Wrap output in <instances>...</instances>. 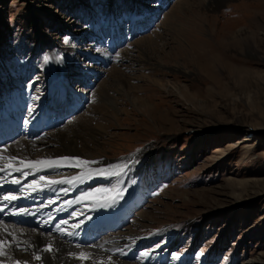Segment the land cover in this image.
Wrapping results in <instances>:
<instances>
[{
	"label": "rangeland",
	"instance_id": "1",
	"mask_svg": "<svg viewBox=\"0 0 264 264\" xmlns=\"http://www.w3.org/2000/svg\"><path fill=\"white\" fill-rule=\"evenodd\" d=\"M181 1L0 0V56L10 70L0 65V78H15L7 88L3 83L1 87H22L34 98L49 101L55 96L61 108L67 101L60 102V89L56 95L48 93L60 86L61 78L71 87L72 92L63 87L70 94L85 92L79 96L81 108L43 136L30 138L35 140L32 157L50 155L42 143L85 122L89 125L75 130L80 140L76 147L92 161L128 165L125 182L120 176L119 183L104 178L92 186L126 187L128 195L117 199L124 206L135 195L138 202L130 205L122 226L111 230L105 226L109 220L95 223L98 213L86 208L97 201L89 196L75 210L79 225L89 230L105 227L89 257L92 263L100 258L99 264H116L114 255L119 254L126 264H264V0H227L216 10L209 9L211 0ZM133 13L150 18V27L129 41L108 46V36L114 41L119 37L109 32L115 29L113 21L129 23ZM119 26L122 36L132 27ZM196 28L203 41H211L221 30L222 37L227 35L224 60L229 65L213 69L218 85L188 61L190 75L176 71L190 55L178 64L163 58L162 64L171 70L155 65L164 54L172 55L174 47L188 50L180 35ZM42 39L52 46L42 47ZM25 105L28 110L35 107L33 102ZM17 135L6 146L23 138ZM73 170H53V176ZM70 190L71 186L61 192L37 190L30 201L46 208L35 212L36 219L51 218L57 212L54 198ZM114 205L115 213L129 208ZM0 208L2 214L8 210Z\"/></svg>",
	"mask_w": 264,
	"mask_h": 264
},
{
	"label": "bare ground",
	"instance_id": "2",
	"mask_svg": "<svg viewBox=\"0 0 264 264\" xmlns=\"http://www.w3.org/2000/svg\"><path fill=\"white\" fill-rule=\"evenodd\" d=\"M211 1L214 6L211 5L209 9L216 10L220 8L227 0H211ZM183 2L184 0L181 1V3L179 2V4L182 5ZM255 5L261 6L260 2H258V4H255ZM236 7L237 6H234L232 8H234L235 10H238L239 8H236ZM200 20L203 21L204 23L206 22L204 19V16H202ZM113 22L115 25V29L109 32H111V35L119 34V37L115 41L113 40L114 37H111L110 40H109L110 36L106 38L108 39V41L112 42L111 44L107 43V45L108 46L110 45V47L116 46L118 42H122L124 40H127V41L131 40V38L133 37L135 33L138 34V32H140L141 29L145 30V28L148 27L147 25L149 24L150 19L144 20L139 14L136 15L135 13L130 16L129 23H126L124 21L122 22V20L120 21L114 20ZM120 24L123 26L125 24L126 27L124 29H126L127 27L130 28L132 26L131 29L128 32H126L124 36L120 35L122 31V30L120 31V26H119ZM216 27L218 28V24ZM223 27H226V26L224 25ZM223 31L224 30L214 32L212 34V38H210L211 41H203L202 40L204 38L203 33L201 30H198V28L192 30L190 34H188V32L183 33L180 35V38L185 39V41L189 44L188 50L184 48L183 46L182 47L179 46L177 48L174 47L172 49L173 50L172 55L164 54V56L161 57V60H159V62H157L155 65L157 67L159 66V68L161 67L163 69L171 70L169 67H166L165 65L162 64L164 62V61L162 62L163 58L167 60L169 63L173 61L176 63L178 59H182L184 56L190 55V57L187 56L185 58V61H183V64L179 62L181 64L182 70H176V71H178L181 74H185L187 76L190 75V72L186 69L188 65L187 64V61H188L190 65L193 64L197 68V71L199 72V74L202 75L204 78H206V80L210 81L211 79L210 82H212V84L214 83L218 85L216 78H215L217 77V75L214 74L213 69H215L216 66L220 64H221V67L222 65L225 67L229 65L227 64L228 62L224 60L225 59L224 55L226 54V47H225L224 40L227 38V35L222 37V35L224 34ZM42 42H43L42 47L46 49L52 46L51 45L52 42L46 39H42ZM151 44L149 42V45ZM155 48L156 47L153 46V49ZM151 51L155 53L154 50L151 49ZM253 52L250 53V55L256 57L257 54ZM93 59L94 61H97V59L95 58ZM5 60L6 59L3 56H0V65L2 67H5L4 66ZM6 70H8L7 66L5 67V71ZM60 78L61 77H59V79ZM13 79L15 80L14 77H10L7 80L0 78V101H2L0 102V108L1 109L8 108L7 117L3 118V114L0 113V122L4 121V122H7L9 125V130L7 127H5V125H3L1 127V133L5 135L7 139V143L9 140H11L14 137L16 133L22 135L23 138L18 143H14L13 145L11 144L1 149L0 156L8 157V156L14 155L18 158V160L24 159V158H27V160H41V159H48V158L55 159L59 157H78L81 160L92 161V159H90V157L87 156L85 152H83L82 150L80 151L78 149L79 147L78 148L76 147L77 146L76 144L80 140L78 139V136H76L77 131L75 130L77 128H79V130H82L84 127L89 125L85 122L82 125L73 126L71 131L63 135H60L56 139L51 138V140L47 142L46 144L42 143V145H44V148H46L48 151L50 150L49 151L50 155H45L39 158L32 157V154L35 150L33 149V143H34L33 141L35 140H30L32 142L27 141L29 138L33 136H37L38 133L44 132L45 129L57 127L62 122L65 116H67L68 114H70L71 112L75 110H78V107L81 105V103H83V98H80L79 96L85 95V92L82 95L70 94V92L66 88L71 89V87L67 85L68 82L66 81V79H64V77L61 78L60 86L58 87L57 85H55L53 86L52 89L50 88L51 92L50 91L48 92L53 95H56L57 89L58 90L60 89L61 92L59 93L58 98L63 93L60 98L61 100L60 102L62 103V101L64 100L67 101L66 102L67 106L64 108H61L58 102L59 100H57L55 96H52L51 101H49L47 97L34 98L33 97L34 95L31 94L32 92H30V90L23 89L22 87H16V88L13 87L11 89L10 88L6 89L8 86L11 85L10 83L13 81ZM7 82H9V84H7ZM63 82L64 84L61 85V83ZM2 83L3 85L6 86V88L1 87ZM64 85L67 86L65 89L63 88ZM20 88H22L23 90H19ZM2 89H6L4 90L5 94ZM8 91H9V94H7ZM71 92H72V89H71ZM105 94H106V90H103L102 96H105ZM80 99L82 100V102ZM69 101H71V103ZM32 102L35 103V107L31 106L32 108L31 110L29 109L26 111V108L22 109V107L25 105L24 103L28 104ZM56 103L58 104V106H54ZM50 105L52 107L48 108ZM79 108H81V106ZM63 109L65 110L62 111ZM13 115H16V117H19V116H23V117L21 119L19 118L15 120V119L10 118ZM49 116L54 117V119L50 120L48 125L46 123L42 124V122L48 119ZM40 136H43V133ZM36 141L38 140L36 139ZM7 143L5 145H7ZM97 160L100 161L103 166L109 165V164H115L113 162H110L109 160H103V161L99 159ZM8 162L9 161L7 159L0 160V165L7 164ZM71 163H74V162L73 161L65 162L66 165L71 164ZM120 163H126V162H120ZM116 164H119V162ZM92 166L94 165H86L80 168H74L76 170H73L72 173H65L61 177H56V178H54L53 176V170H47V169L40 170V171H37L35 168L24 169V171H27L29 173L27 177H24L22 173L11 172L10 170L0 173V178H3V179H0V204L8 205V207L11 208L9 213H7V215H5L4 218L0 221V239L12 242V247L6 248V255L4 257H0V259L5 261V264H14L16 260H19L21 264H23L24 261H28V264H99L101 260L100 258H98L97 261L92 263L89 259L82 261V260L77 259L75 256L69 255L70 253H74L73 250H77V252L79 251V252H85V253L92 254L93 248L98 247V245L95 243L97 238L105 230V227L104 228L101 227L99 229V228H96L99 226L94 225L93 228H96V231L93 232L92 230L93 228L89 230L87 225H85L84 223L79 225L77 223L79 218L76 217V214H75V210L78 208L77 206H79L83 201L86 200L84 199L86 196L91 197V199H94L97 202L95 204L92 203L93 206H88L86 209H88L90 212L98 213L96 215L97 221H98L97 224L100 225L99 222L103 220L104 221L109 220L108 223H105V226H107L106 228H113V227L118 228V226L123 225L126 219H128L130 208H127L126 211H119V212L117 211L115 213L114 210L111 208L112 204H115L117 208H119V206L130 207V205L134 203L133 202L134 200L135 202H138V201L136 200L135 195H132L131 196L132 198L128 200L126 206H124L123 204H121V202H119L120 200H117V203H113L111 197L114 196L115 193L114 191H108V190H111L112 187L108 186L105 189H102L99 191H95V189L97 190L99 188L92 189V186L96 184L99 179H104L102 176H97L98 174L96 172L91 171ZM63 168H67V166ZM61 169L62 168H60V170ZM60 170L57 169L56 172H59ZM109 171H118V169H110ZM40 176H45L47 179L45 181H40L39 180ZM127 176L129 177L127 172L122 175L123 182L126 181V178H128ZM72 177H76L77 179L72 180L71 179ZM87 177L88 178L92 177V178L87 179ZM13 178L20 179L21 184L16 185L10 182H5V181H11ZM33 180L38 181V184L32 185ZM47 180H57V181L67 180L69 182L65 184L49 185L47 184ZM65 186H71V190L69 191L70 193H68L67 195L64 194L62 198L60 197L54 198V201H53L56 203V206H53L52 208L55 207V209H57V212L55 214H52L51 218L46 219L44 217V219H41V220H39V218L36 219V217H39V216H36L37 213L35 212H37V210L39 211L40 207L36 206L35 208H30L29 206L33 202L31 204L27 203L33 197L34 193L37 190L38 191L40 190L44 193L45 192L50 193V191L61 192ZM33 188H35L36 190L33 191ZM122 189L125 190L123 194V197L125 199V197L128 195V190L126 187H123ZM89 193H91V195H88ZM9 194L16 195L18 199L15 201H11V202L3 200V196L9 195ZM131 194H132V191H130L129 189V197ZM118 198L119 197H117V199ZM36 200L39 201V199H36ZM122 203H126V202L122 201ZM60 205H63V207L59 208L58 206ZM101 205H105V206L101 207ZM21 208L27 209L29 214H20V215L11 214L13 211L18 212L19 209ZM61 221H67V223H61ZM51 224H55V225L60 224V228L63 229L65 233H74V235L62 234L59 230H57L56 227L54 228L52 226H49ZM77 225H79V227H76ZM13 236L16 238L15 241H13L12 239ZM121 238L122 237H116L114 239H121ZM114 239L112 238L111 240H114ZM49 243H51L52 248H53V251L50 253L43 251V249ZM16 244H19L20 249H27V251L17 250L15 247ZM77 245H80V247H77ZM32 253H36L40 255L42 257V261H37L33 259ZM115 254H118L117 251ZM9 256H11L12 259H8ZM114 256L117 258V260H114V262L116 261L115 262L116 264H126V262L124 263L120 261L122 257L119 254L114 255Z\"/></svg>",
	"mask_w": 264,
	"mask_h": 264
},
{
	"label": "snow or ice",
	"instance_id": "3",
	"mask_svg": "<svg viewBox=\"0 0 264 264\" xmlns=\"http://www.w3.org/2000/svg\"><path fill=\"white\" fill-rule=\"evenodd\" d=\"M66 44L69 42L67 39H65L64 41ZM59 59H62V57H60ZM45 64H47L49 62V58L45 57L44 61ZM7 150V149H5ZM7 159L9 162L7 164H2L0 165V173L5 172L10 170L11 172H18V173H22L24 175V177L28 176V172L24 171V169H28V168H35L37 171L40 170H57L66 166L69 167H73V168H80L82 166H86V165H99L101 162L100 161H88V160H81L78 157H59V158H48V159H41V160H27V158L24 159H19L16 156H8V157H4V156H0V160H5ZM66 161H74V163L68 164L66 165L65 162ZM19 165V166H17ZM128 168L127 163H121V164H109L106 167H100V168H96V169H92L91 171L96 172L97 174L101 175L103 178L106 179H112V178H116L117 182L119 183V177L122 176L123 174L126 173V170ZM110 169H118V171H109ZM3 179V178H0ZM47 178L45 176H40L39 180L40 181H45ZM72 180L77 179L76 177H72ZM5 182H10L12 184H16L19 185L21 184V180L17 179V178H13L11 181H5ZM69 181L67 180H47V184L49 185H57V184H65L68 183ZM38 184V181L33 180L32 181V185H36ZM36 189L33 188V191H35ZM64 191L66 192L67 189H64ZM95 191H99V189L95 190ZM108 191H114L115 195L111 197L113 203L117 202V197L119 198H123V194H124V189H119L116 188L115 186L113 187V189L108 190ZM88 195H91V193H89ZM18 197L16 195H5L3 196V200L5 201H15L17 200ZM105 205H101V207H103ZM0 211H3V208H0ZM12 215H20V214H29L27 209H19V211H13L11 213ZM61 223H67V221H61ZM76 227H79V225H77ZM57 230H59L62 234H67V235H74V233H65L63 229L60 228V224L56 225ZM13 241H15V237L13 236ZM27 243V242H25ZM12 247V242L11 241H5L3 239H0V257H4L6 255V248ZM17 250H24L27 251V249H20L19 244L15 245ZM77 247H80V245H77ZM43 251L45 252H52L53 248L51 243H49L44 249ZM119 251V250H118ZM69 255L75 256L77 259L79 260H87L89 259L90 255L89 253H85V252H80L79 254L77 253H70ZM175 255V254H174ZM32 258L37 260V261H42V257L36 253H32ZM178 258V257H177ZM8 259H12L11 256L8 257ZM108 260L111 261L112 257L109 256ZM0 264H5V261L0 259ZM14 264H21V262L19 260H16L14 262ZM23 264H28V261H24Z\"/></svg>",
	"mask_w": 264,
	"mask_h": 264
}]
</instances>
